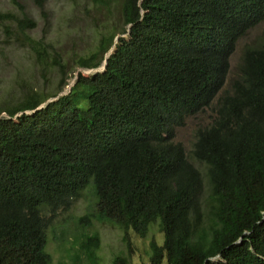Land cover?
<instances>
[{
	"label": "trees",
	"instance_id": "obj_1",
	"mask_svg": "<svg viewBox=\"0 0 264 264\" xmlns=\"http://www.w3.org/2000/svg\"><path fill=\"white\" fill-rule=\"evenodd\" d=\"M32 1L45 15L46 0ZM117 1L121 26H104L94 50L75 61L100 69L114 48L104 72L79 73L47 104L68 85L65 65L49 63L25 34L35 22L17 20L63 86L0 106V264H51L50 215L87 185L96 218L122 230L130 249L111 264H131L130 233L145 239L154 224L163 239L150 241L147 264H264V31L224 90L238 39L264 24V0ZM11 20L0 12V25ZM214 101L215 118L192 149L206 166L202 179L175 131ZM98 245L97 234L79 243L90 264H100Z\"/></svg>",
	"mask_w": 264,
	"mask_h": 264
},
{
	"label": "rangeland",
	"instance_id": "obj_2",
	"mask_svg": "<svg viewBox=\"0 0 264 264\" xmlns=\"http://www.w3.org/2000/svg\"><path fill=\"white\" fill-rule=\"evenodd\" d=\"M99 3L94 0H46L45 15H42L32 0H20L19 6L10 0H0V12L13 17V20L0 25L1 107L16 103L28 90L45 94L59 92L63 83L68 85L60 92L66 94L79 73L85 77L95 73L94 70L75 68V61L79 55L94 50L104 26H121L119 2L99 0ZM23 17L35 22V27L25 34L45 47L47 61L50 63L54 57L65 65L63 83L60 82L57 69L41 65L24 41L17 29V20ZM263 31L264 24H259L238 39L230 57L224 90L230 88L244 48L258 41ZM214 104L215 101L210 108L187 117L175 131V142L184 147L188 160L201 172L202 179L205 178L206 166L193 157L192 149L196 131L208 126L215 118ZM95 208L92 187L87 185L70 208L50 215L46 250L52 257L51 264H90L79 250V243L85 236L95 234L99 237L97 256L100 264H111L115 256L130 252L123 241L122 230L111 222L96 218ZM87 214L92 215L89 224L79 220ZM130 239L131 264H147L150 241L154 239L161 245L163 237L154 224L147 238L141 239L130 233Z\"/></svg>",
	"mask_w": 264,
	"mask_h": 264
},
{
	"label": "water",
	"instance_id": "obj_3",
	"mask_svg": "<svg viewBox=\"0 0 264 264\" xmlns=\"http://www.w3.org/2000/svg\"><path fill=\"white\" fill-rule=\"evenodd\" d=\"M129 28H130V26L128 27V32L130 31ZM116 40H118V37L116 38ZM116 40H115V41H116ZM115 43H116V42H115ZM113 50H114V48H112V49L109 51V53L105 56V60H104V62H103V66H102V68L94 70L95 72H104V70H105V68H106V64H107V60H106V59L108 58V55H109ZM73 85H74V82L68 87V89H70V87L73 86ZM68 91H69V90H68ZM62 95H65V94H61V92H60L56 98H54V99H49L45 104L50 103V102H52L53 100H56L57 98H59V97L62 96ZM43 107H44V104L41 105L39 108H37V109H36L35 111H33V112H36V111L42 109Z\"/></svg>",
	"mask_w": 264,
	"mask_h": 264
}]
</instances>
